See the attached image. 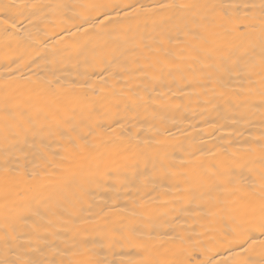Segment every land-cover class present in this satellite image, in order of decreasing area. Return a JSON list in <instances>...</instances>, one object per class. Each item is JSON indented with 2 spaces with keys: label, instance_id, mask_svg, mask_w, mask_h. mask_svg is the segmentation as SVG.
Segmentation results:
<instances>
[{
  "label": "bare ground",
  "instance_id": "1",
  "mask_svg": "<svg viewBox=\"0 0 264 264\" xmlns=\"http://www.w3.org/2000/svg\"><path fill=\"white\" fill-rule=\"evenodd\" d=\"M261 0H0L5 4L119 3L143 5L138 18L129 17L122 25L126 33L99 35V29L77 31L70 18L87 14L85 9H44L48 15L33 18L27 26L29 38H14L11 48L0 37V100L5 94L31 99L36 106H46L56 89L60 99L82 102L77 109L76 131L71 125L49 116H41L33 127L10 136L0 134V235L6 223L16 222L19 231L28 233L37 222L51 225L46 234L51 247L41 258L62 260L56 249L89 239L97 246L103 261H139L137 250L125 244L100 247L106 231L115 236L135 228L138 234L151 235L169 250L177 245L168 237L178 235L190 243L200 241L193 251L195 261L221 250L216 259H228L227 244L209 242L217 235L215 217L204 215L207 197L193 199L187 189L185 173L193 176L213 162L235 164L237 170L251 159L260 166V139L264 129V110L258 94L253 107H231L220 98L221 92L248 87L235 73L231 78L219 69L237 60L259 59L264 50L258 13L246 21L253 24L245 35L227 38L209 54L194 55L183 43L169 44L159 52L160 34L172 29V10L153 9L155 4L192 3L224 5L234 15L244 18L246 5ZM131 11V9H125ZM220 11V9H217ZM69 19L70 22L65 23ZM27 25V20H25ZM85 28L88 26L85 25ZM67 29V30H65ZM243 33L244 29H240ZM126 34L116 52L102 57L93 51L105 41ZM172 35L175 30L172 29ZM114 47L111 43L106 52ZM166 60L167 64L157 61ZM259 70L257 69V72ZM212 74V83L208 82ZM219 78V83H217ZM251 87L258 93L260 76L254 75ZM83 85V87H81ZM84 122V125L80 124ZM93 129L87 144L77 139L83 126ZM2 128V125H0ZM220 199L231 196L214 193ZM56 215L48 213V208ZM39 215H35L36 212ZM23 218V219H22ZM212 229L213 231H209ZM27 237H22V241ZM217 240L219 237L217 235ZM33 243L36 241L33 239ZM161 259H172L157 249ZM255 264L261 259L253 253Z\"/></svg>",
  "mask_w": 264,
  "mask_h": 264
},
{
  "label": "snow or ice",
  "instance_id": "2",
  "mask_svg": "<svg viewBox=\"0 0 264 264\" xmlns=\"http://www.w3.org/2000/svg\"><path fill=\"white\" fill-rule=\"evenodd\" d=\"M79 7L85 9L87 14L77 13L70 19L77 20L78 23L72 26L77 31L83 30L87 33L90 29H99V35H109L112 32L126 33L131 29L112 28L113 25H122L129 17L138 18V14L144 11L143 5H130L119 3H91L81 5H52V4H5L0 9V37L6 41V47L11 48L14 38L20 36L24 39L29 38L27 26L33 24V18L39 15H48L44 9H56L62 16H66L64 9ZM153 9L172 10L178 15L170 18L172 29L175 35L171 34L172 29L160 34L158 43L159 52L164 48L165 42L171 44L183 43L185 50L194 54H211L218 50L223 42L229 37L245 35L248 30L254 27L246 21L259 19L261 36L264 39V0L259 5H246L244 18L234 15L227 6L224 5H201L192 3H163L155 4ZM131 9V11H125ZM220 9V11H217ZM27 20V25L25 24ZM70 22L69 19L65 23ZM88 27L85 28L84 26ZM244 29L241 33L240 29ZM67 30V29H65ZM121 41L127 42L126 34L111 41H105L93 49L96 55L107 57L112 55L113 59H118L116 52L121 45ZM114 45L111 52H106L109 44ZM158 64H167L166 60L157 61ZM257 69L259 70L257 72ZM222 74H227L231 78L232 74L242 77L247 81L248 87L241 86L239 89H229L220 93V98L224 103L231 107H253L255 101L253 97L258 94L259 105L264 110V50L261 51L259 59L250 58L247 61L239 60L231 64L218 68ZM260 76V88L258 93L251 87L255 83L252 80L254 75ZM208 82L212 83V74L208 73ZM217 78V83H219ZM51 88L54 99L46 106H36L31 99L23 100L20 97H11L5 94L0 100V134L7 140L10 136L17 135L22 131L30 129L43 116L45 119L59 117L60 122L71 125L70 130L76 131L77 126L72 123L75 119L77 109L81 107L80 100L60 99L56 89L59 81L53 82ZM83 87V85L81 86ZM84 125L83 121H80ZM264 133V129H262ZM93 129L88 126L80 127L77 139L89 142L93 136ZM260 147V166L249 167L255 161L249 160L247 164L241 165L237 170L235 164L224 165L213 162L207 167L201 166V170L193 176L186 172L184 175L189 184L187 189L191 192L193 199H208L204 201L202 211L204 215L215 217V223L220 225L215 229L217 235L209 236V242L227 244L229 247L223 248L228 253V259H216L221 248L206 255L203 259L195 261V264H255L253 253L258 252L261 259L259 264H264V134L259 141ZM214 193L229 195L232 199H220ZM48 213L56 215V210L49 207ZM35 215H39L37 211ZM23 219V218H22ZM6 223L3 235H0V264H193L191 259L193 251H208L210 249L201 248L200 241L190 243V238L185 239L178 235L168 237V242L177 245L174 249H167L160 239H155L151 235L145 237L138 234L137 229L131 228L127 233L120 236L113 235L106 231L102 238L100 247L104 242L108 246L115 248L117 245L125 244L137 250V254L142 257L139 261H103L97 257V246L92 240L84 239L65 245L63 249L57 248V254L64 256L62 260H49L41 258V252L51 247L46 239V234L51 222L40 223L30 227L28 233L19 231L16 222ZM209 231H213L210 229ZM22 237L27 239L22 241ZM35 239L36 243H33ZM157 249H164V254H170L172 259H161V253Z\"/></svg>",
  "mask_w": 264,
  "mask_h": 264
}]
</instances>
